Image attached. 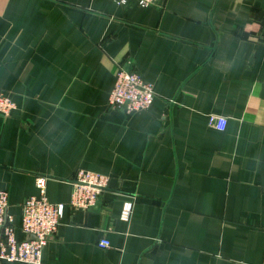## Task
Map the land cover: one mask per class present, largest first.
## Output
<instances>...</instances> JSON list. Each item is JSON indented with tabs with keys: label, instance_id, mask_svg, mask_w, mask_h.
Returning a JSON list of instances; mask_svg holds the SVG:
<instances>
[{
	"label": "crops",
	"instance_id": "obj_1",
	"mask_svg": "<svg viewBox=\"0 0 264 264\" xmlns=\"http://www.w3.org/2000/svg\"><path fill=\"white\" fill-rule=\"evenodd\" d=\"M128 62L148 110L109 107ZM0 93L17 238L38 176L66 206L42 264H264V0H0ZM79 169L110 177L89 211L69 207Z\"/></svg>",
	"mask_w": 264,
	"mask_h": 264
},
{
	"label": "built area",
	"instance_id": "obj_2",
	"mask_svg": "<svg viewBox=\"0 0 264 264\" xmlns=\"http://www.w3.org/2000/svg\"><path fill=\"white\" fill-rule=\"evenodd\" d=\"M127 0H118L124 4ZM142 7L157 6L166 0H137ZM155 89L135 71L131 64L118 65L116 82L109 97V107L126 113L148 110L155 100ZM15 102L6 94L0 93V115L9 116L15 109ZM227 120L215 114L209 117V124L224 130ZM108 175L79 169L71 180L72 193L69 207L74 211H89L100 202L108 190ZM36 185L40 191L38 196L26 198L22 204V219L19 229L25 238L16 236L17 226L14 216L9 212V193L0 189V262L20 264H42V253L46 244L58 232L64 216L65 204L52 203L47 197L46 178L38 176ZM134 201H126L121 219L130 221ZM100 246L108 248L110 242L100 241Z\"/></svg>",
	"mask_w": 264,
	"mask_h": 264
}]
</instances>
